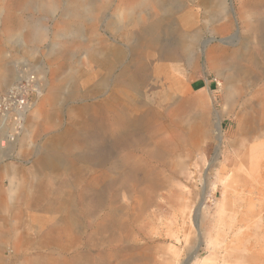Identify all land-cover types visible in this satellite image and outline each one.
Listing matches in <instances>:
<instances>
[{
  "label": "rangeland",
  "instance_id": "obj_1",
  "mask_svg": "<svg viewBox=\"0 0 264 264\" xmlns=\"http://www.w3.org/2000/svg\"><path fill=\"white\" fill-rule=\"evenodd\" d=\"M20 87L0 112V264H264V0H0V99ZM46 154L75 181L28 233Z\"/></svg>",
  "mask_w": 264,
  "mask_h": 264
},
{
  "label": "bare ground",
  "instance_id": "obj_2",
  "mask_svg": "<svg viewBox=\"0 0 264 264\" xmlns=\"http://www.w3.org/2000/svg\"><path fill=\"white\" fill-rule=\"evenodd\" d=\"M90 70L91 69L89 68V71ZM74 75L77 77V80L79 82L88 80V75L82 71H79V70L74 71ZM56 93H57V89H56L55 83L49 84V94L50 95L42 99L41 101L39 100L38 102L34 104L30 103L28 105V109L30 111L28 115H25V113L23 112L19 113L18 115L24 116L25 119L27 118V121L29 124L32 123L33 120L39 118L40 116H46L47 112L45 111V104L51 100L53 101ZM16 109L18 111H21V108H15V110ZM73 114L76 116H82L81 112L75 109H73ZM194 122L195 121H192L191 123L193 124ZM197 123L200 127L201 126L200 120H198ZM129 131L130 130L127 127L122 128L121 136L122 137L127 136ZM217 132H218V135L222 137V131L219 130ZM51 142L53 145L56 146V142H59V141L53 140ZM56 159L57 157L54 154L52 155L46 154V155H41L40 157H38V160L36 161V168L39 171L38 181L32 184L31 189L29 191V197H27V200L32 204H37L38 201H40L41 199H43V197L47 195H51L52 199L49 202L50 206L49 208L47 207V211L45 210V212L41 213L40 215L35 216L34 219H32L33 223L29 225L28 230H27L28 233H31L33 231L36 224H38L39 226H42L43 224L46 223L47 220L50 221V223H52L51 219L54 217V214L62 213L66 209L70 201L69 198L71 197V194L67 190H63L62 187H70L73 181H75V172L70 171L68 174H62L59 176L58 174L57 175L53 174L51 170H56V169L58 170V166L55 163ZM46 165H49L50 169L48 171L46 169ZM62 177L64 178L62 179ZM10 180H11V185L9 189L11 192H16L15 180L13 178H11ZM4 197H5V194L2 190V186L0 185V202L4 199ZM50 238H54V237L50 235Z\"/></svg>",
  "mask_w": 264,
  "mask_h": 264
},
{
  "label": "built area",
  "instance_id": "obj_3",
  "mask_svg": "<svg viewBox=\"0 0 264 264\" xmlns=\"http://www.w3.org/2000/svg\"><path fill=\"white\" fill-rule=\"evenodd\" d=\"M27 103L24 95V89L21 87L9 91L0 99V112H7L12 108H23Z\"/></svg>",
  "mask_w": 264,
  "mask_h": 264
}]
</instances>
